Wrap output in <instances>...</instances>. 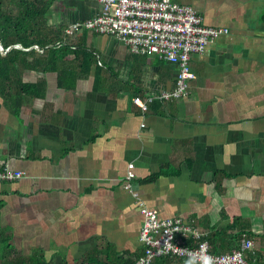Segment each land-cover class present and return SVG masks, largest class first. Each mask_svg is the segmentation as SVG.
Returning a JSON list of instances; mask_svg holds the SVG:
<instances>
[{"label": "crops", "instance_id": "crops-1", "mask_svg": "<svg viewBox=\"0 0 264 264\" xmlns=\"http://www.w3.org/2000/svg\"><path fill=\"white\" fill-rule=\"evenodd\" d=\"M177 1L229 29L191 56L187 97L142 111L132 97L172 89L176 65L85 28L65 36L75 52L58 62L64 85L57 70L19 69L42 95L24 96L17 113L0 97V165L22 172L0 181V228L18 252L51 264L134 263L143 217L124 188L133 163L146 206L191 222L213 252L246 236L247 255L264 264V0ZM99 7L56 0L48 24L64 28ZM164 256L152 264H194Z\"/></svg>", "mask_w": 264, "mask_h": 264}, {"label": "built area", "instance_id": "built-area-1", "mask_svg": "<svg viewBox=\"0 0 264 264\" xmlns=\"http://www.w3.org/2000/svg\"><path fill=\"white\" fill-rule=\"evenodd\" d=\"M100 7L93 16L70 23L66 34L85 28L111 35L122 41L135 54H153L177 67L174 87L145 96L134 95L132 102L146 111L149 104L188 96L193 54L204 52L216 37L229 32L227 27L203 23L202 16L190 5L177 0H97ZM124 188L137 200L142 213L139 240L142 254L133 264H152L161 256L184 258L194 264H260L247 252L253 241L243 237L238 246L227 252H213L208 241L194 225L180 216L161 217L157 209L148 207L132 188L133 163H128ZM22 172L8 163L0 165V181L13 180Z\"/></svg>", "mask_w": 264, "mask_h": 264}, {"label": "trees", "instance_id": "trees-1", "mask_svg": "<svg viewBox=\"0 0 264 264\" xmlns=\"http://www.w3.org/2000/svg\"><path fill=\"white\" fill-rule=\"evenodd\" d=\"M55 1L0 0V43L4 49L13 44H20L23 47H12L4 54L0 51V97L3 102L13 106L15 113L18 112L24 96H41L43 87L41 82L22 81L18 75L19 69L57 70L59 84H65L58 62L75 51L65 42L67 26L57 28L48 24L49 13ZM34 45L38 48L32 47ZM28 47L31 48L24 49ZM83 54L90 56L86 51ZM9 239V235H4L0 228V264H51L43 255L34 253L24 255L18 252L9 243ZM207 239L210 245L211 239L209 237ZM210 249L213 251L211 246ZM95 260L96 257L93 261L83 264H94Z\"/></svg>", "mask_w": 264, "mask_h": 264}, {"label": "water", "instance_id": "water-1", "mask_svg": "<svg viewBox=\"0 0 264 264\" xmlns=\"http://www.w3.org/2000/svg\"><path fill=\"white\" fill-rule=\"evenodd\" d=\"M12 47H18V48H23L20 44H13V45H10L9 47H7L6 49H4L3 45L0 43V51L4 54L5 52H7L10 48ZM32 47H35V48H38L37 45H34ZM31 47H28V48H24V49H30Z\"/></svg>", "mask_w": 264, "mask_h": 264}]
</instances>
